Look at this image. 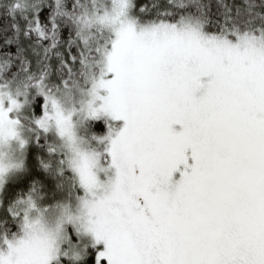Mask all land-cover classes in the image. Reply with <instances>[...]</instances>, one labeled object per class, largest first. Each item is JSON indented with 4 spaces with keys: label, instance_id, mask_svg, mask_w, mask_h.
Instances as JSON below:
<instances>
[{
    "label": "snow or ice",
    "instance_id": "6c2138e0",
    "mask_svg": "<svg viewBox=\"0 0 264 264\" xmlns=\"http://www.w3.org/2000/svg\"><path fill=\"white\" fill-rule=\"evenodd\" d=\"M0 264H264V0H0Z\"/></svg>",
    "mask_w": 264,
    "mask_h": 264
}]
</instances>
